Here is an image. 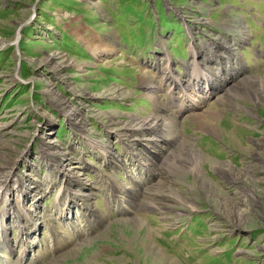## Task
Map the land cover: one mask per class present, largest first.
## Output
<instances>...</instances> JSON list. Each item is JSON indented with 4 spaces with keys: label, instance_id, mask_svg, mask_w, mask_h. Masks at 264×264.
Returning <instances> with one entry per match:
<instances>
[{
    "label": "rangeland",
    "instance_id": "1",
    "mask_svg": "<svg viewBox=\"0 0 264 264\" xmlns=\"http://www.w3.org/2000/svg\"><path fill=\"white\" fill-rule=\"evenodd\" d=\"M262 83L264 0H0V264H264Z\"/></svg>",
    "mask_w": 264,
    "mask_h": 264
},
{
    "label": "bare ground",
    "instance_id": "2",
    "mask_svg": "<svg viewBox=\"0 0 264 264\" xmlns=\"http://www.w3.org/2000/svg\"><path fill=\"white\" fill-rule=\"evenodd\" d=\"M242 20V19H241ZM234 23H235V26L236 27H239V25H240V27H239V29H243L244 28V30H240L241 32H240V35H241V37H243V38H245L246 37V35H247V37H248V35L249 36H251L249 33H248V30L250 29V28H248L249 26L248 25H246L244 22H243V24H242V22L241 21H234ZM243 26V27H242ZM245 30H247V32L245 31ZM239 31V30H238ZM239 33V32H238ZM246 34V35H245ZM235 36H236V38H234V39H238V35H236V34H234ZM234 36V37H235ZM246 37V38H247ZM241 40V39H240ZM238 42V41H237ZM228 46V45H227ZM226 46V47H227ZM230 46V45H229ZM230 47H232V45L230 46ZM196 48H197V46H192V47H190L189 48V51H191V53L193 54V58H194V61L193 62H189V63H186V65H189V64H195V66H196V63H197V65H201V66H204L205 67V64L203 65L202 63L203 62H199L197 59L198 58H196V57H198L197 55H198V51L196 50ZM225 48V47H224ZM231 49V48H230ZM229 49V50H230ZM221 50V49H220ZM200 54V53H199ZM171 52H170V49H169V47L164 51V54L162 53V54H158L155 58H157V60L159 61L160 59H164V60H160V61H168V62H170L171 63V66H172V57H171ZM226 57H228V55L226 54V53H223V54H221V55H218V58H221V59H225ZM219 60V59H218ZM243 62V61H242ZM155 63V62H154ZM164 63V62H163ZM220 63V62H219ZM237 64V63H236ZM243 64H244V62H243ZM170 67V66H169ZM193 67V66H192ZM208 67V66H207ZM167 70H168V72H170L171 70L173 71V74H174V69H173V66L171 67V68H169L168 69V66H167ZM209 69L207 68V70H206V72L208 71ZM219 70V69H218ZM167 72V73H168ZM167 73H166V75H167ZM235 73V72H234ZM186 75V74H185ZM196 75H198V78H200V76H201V73L200 72H198L197 71V69H194V73L192 74V76L189 78V82H192V84H193V81L195 80L194 79V77H196ZM235 75V74H234ZM233 75V76H234ZM174 76H176V78H177V80L178 81H181L180 79H179V77H178V75H174ZM230 76H231V74H230ZM187 79V78H186ZM194 79V80H193ZM226 81H228L229 79H228V77L227 78H224ZM261 79V78H260ZM249 80H251L252 81V79H249ZM248 80V81H249ZM254 80H256V78L254 79ZM214 82V81H213ZM247 82V81H246ZM261 82V81H260ZM224 83V82H223ZM223 83H222V85H223ZM253 83V82H252ZM256 83V82H255ZM181 84H182V82H181ZM197 85H199V82L197 83ZM157 86V87H156ZM165 86V85H164ZM207 87L208 88H206V90L209 92V90L208 89H210V87L207 85ZM223 87V86H222ZM159 88V85H154L153 86V88L151 89V91L152 92H155L157 89ZM199 88V87H198ZM233 91V90H232ZM230 92V91H229ZM235 92H236V89H235ZM251 92H253V91H251ZM259 92H261V93H264V84L262 83L261 85H260V87H259ZM213 92L211 91L210 92V95L212 94ZM240 95V94H239ZM186 96V95H185ZM248 96H249V94H248ZM198 98V97H197ZM201 101V100H200ZM199 101V102H200ZM192 104V103H191ZM201 105V104H200ZM191 107V106H190ZM191 109V108H190ZM196 109V108H195ZM74 114H75V111H74V113H71V116H74ZM150 119V118H149ZM160 119H159V117H153L152 119H150V120H145V119H138V120H136L137 121V123H139L138 124V127H140L141 129L142 128H144V127H147V126H149V128H154V131H158V129H157V127L159 126L157 123H158V121H159ZM147 122V123H146ZM128 124V123H127ZM130 124H132V123H130ZM134 125V124H133ZM158 125V126H157ZM129 125H127V127H128ZM138 127H136V128H138ZM128 128H130V127H128ZM127 128V129H128ZM131 129V128H130ZM140 129V130H141ZM125 130H126V128H125ZM143 130H145V129H143ZM125 132V131H124ZM146 133V132H145ZM147 134V133H146ZM142 135V134H141ZM151 135V134H150ZM150 137V136H149ZM143 139H145V140H147V142H152V141H157V139H155V137H152V138H148V137H146V136H143L142 137ZM142 140V139H141ZM185 146V145H184ZM188 148V147H187ZM191 148V147H190ZM192 150V149H191ZM256 153H254V155H256L257 157H259V159H262L263 157H264V139L263 140H261V141H259L257 144H256ZM184 151V150H183ZM189 151V148L187 149V152ZM185 152V151H184ZM182 153V155H175V159H176V161H178L179 162V160L180 159H182V158H187V153ZM191 153H193L192 155H194V158L192 159L193 161H194V159H195V161H198L199 162V158H200V156H199V154L197 153V152H194L193 150L191 151ZM189 154V153H188ZM104 156H106L105 158H106V160L108 159V157H111L109 154H108V152H105V155ZM120 156V155H119ZM189 157V156H188ZM112 159V158H111ZM190 161V160H189ZM192 161V162H193ZM110 162H112V161H110ZM191 162V161H190ZM191 162V163H192ZM194 163V162H193ZM195 164V163H194ZM199 164V163H198ZM13 164H11V166H10V164L9 165H6V167L5 168H2L1 169V171H0V196H4V193H5V195H7L8 193H9V189L7 188V183L8 182H10L9 180L11 179V177L13 176V173H14V171H13ZM191 169V168H190ZM192 170H194V169H192ZM95 171V170H94ZM199 173V172H198ZM199 175V174H198ZM102 180H105V182L107 181L105 178H103V177H101L100 178V181H102ZM79 181V180H78ZM77 181V182H78ZM113 182V181H112ZM68 183H70V182H68ZM71 184V183H70ZM69 184V186H71ZM68 185V184H67ZM26 188V189H25ZM111 188V187H110ZM34 188H33V186H30L29 184H28V187H26V186H24L23 184H21V183H19L18 184V187H17V190H16V192L18 193V195H20V194H22L23 195V197H22V199L24 200V197L26 198V196H29L30 194H32V192H34V190H33ZM121 189V186H119L118 185V190H120ZM26 190H30V193H25L24 194V191H26ZM115 190V189H114ZM82 191V190H81ZM111 191V190H110ZM83 192L84 191H82V192H79L78 190L77 191H74V192H72V196L70 197L69 196V198H67V201H68V204L70 203V199L72 198L73 199V201L75 202V204L77 203L75 200H76V198H78V197H76V196H73V193H75V194H77V195H79V194H83ZM15 194V189H12V191H11V194H10V196H12V195H14ZM84 194H86V193H84ZM83 194V195H84ZM37 195V194H36ZM117 196V194H116V190H115V192L113 191V189H112V196ZM58 199H60L59 197H57ZM21 199V200H22ZM80 199V201H85V204H89L88 203V200H87V198H79ZM114 199V198H113ZM62 202V200L60 199L59 201H58V203H61ZM10 206H9V215L10 214H12V213H14L15 215H17L18 216V220H21V223L20 224H22V223H28L29 221L27 220V217L25 218L21 213H20V210L19 209H21L20 208V206H19V204H17V203H15V206H13V204L11 205V202H10V204H9ZM86 206V205H85ZM40 209V208H39ZM1 207H0V214H1ZM60 213V214H59ZM58 214L61 216V215H63V213L65 214V212L64 211H60ZM62 219V218H61ZM38 223V222H37ZM41 223H42V221H41ZM40 223V224H41ZM13 224V223H12ZM12 224H10L11 225V227L14 225H12ZM9 227V226H8ZM3 228V227H2ZM6 229H7V225H6V228H4V229H1L0 230V233H4L3 232V230L6 232ZM27 230H29L28 228H27ZM26 229L24 230V231H27ZM36 230H38L37 228H35V233H36ZM21 233V238L23 239L24 237H25V235L22 233V231L20 232ZM35 233H33V234H35ZM4 236V235H3ZM27 237H30L33 241H31V240H29V242H28V240L26 241V238H25V241H26V245H25V248H27V245L28 244H30V248H31V245H32V247L35 245L34 244V242H35V240H34V238H32L31 236H27ZM3 242H0V247H2L3 245L4 246H8V248L10 249V247H12V249H13V247L14 246H16L17 245V239L15 238V239H13V241H11V243H10V246H9V242H8V239H7V237L6 236H4V238H3V240H2ZM25 248H24V251L23 252H25ZM1 249V248H0ZM23 260V259H22Z\"/></svg>",
    "mask_w": 264,
    "mask_h": 264
}]
</instances>
